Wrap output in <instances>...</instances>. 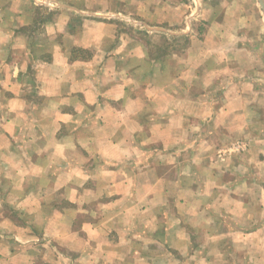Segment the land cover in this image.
Returning <instances> with one entry per match:
<instances>
[{
    "label": "crops",
    "instance_id": "obj_1",
    "mask_svg": "<svg viewBox=\"0 0 264 264\" xmlns=\"http://www.w3.org/2000/svg\"><path fill=\"white\" fill-rule=\"evenodd\" d=\"M0 264H264L260 0H0Z\"/></svg>",
    "mask_w": 264,
    "mask_h": 264
},
{
    "label": "rangeland",
    "instance_id": "obj_2",
    "mask_svg": "<svg viewBox=\"0 0 264 264\" xmlns=\"http://www.w3.org/2000/svg\"><path fill=\"white\" fill-rule=\"evenodd\" d=\"M198 27L199 29L201 28V26H198ZM202 29L203 28H201L200 30ZM144 37H146V39H148L150 44L154 47L152 48L153 49L152 53L156 54V56H160V58H161V55H163L164 53L166 54L168 52L167 47L170 48L169 51H171L170 53L173 54L176 51L178 52L179 48H181L182 50V48L188 45L189 43V38L187 37L182 38L181 40H178V38L174 39L173 37H168L167 34H163V33H160V34L145 33ZM223 148H226L225 145L220 147V149H223Z\"/></svg>",
    "mask_w": 264,
    "mask_h": 264
},
{
    "label": "built area",
    "instance_id": "obj_3",
    "mask_svg": "<svg viewBox=\"0 0 264 264\" xmlns=\"http://www.w3.org/2000/svg\"><path fill=\"white\" fill-rule=\"evenodd\" d=\"M247 143L241 140L235 141L231 145L226 148L220 149L218 152V156L220 158H224L226 156L232 155L233 153L241 152L246 150Z\"/></svg>",
    "mask_w": 264,
    "mask_h": 264
},
{
    "label": "water",
    "instance_id": "obj_4",
    "mask_svg": "<svg viewBox=\"0 0 264 264\" xmlns=\"http://www.w3.org/2000/svg\"><path fill=\"white\" fill-rule=\"evenodd\" d=\"M260 3L262 5V9H263V12H264V0H260Z\"/></svg>",
    "mask_w": 264,
    "mask_h": 264
}]
</instances>
